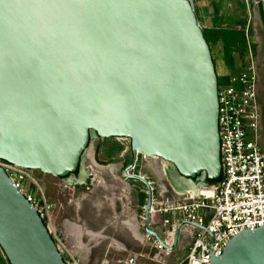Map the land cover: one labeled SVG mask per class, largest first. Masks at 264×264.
Masks as SVG:
<instances>
[{
	"label": "water",
	"instance_id": "water-1",
	"mask_svg": "<svg viewBox=\"0 0 264 264\" xmlns=\"http://www.w3.org/2000/svg\"><path fill=\"white\" fill-rule=\"evenodd\" d=\"M218 79L193 0H0V160L81 184L94 137L128 140L123 174L147 189L145 232L173 252L183 228L210 232L182 221L166 244L150 226V183L129 172L141 154L185 182L221 177ZM0 249L9 264H65L1 167ZM210 255L264 264V226Z\"/></svg>",
	"mask_w": 264,
	"mask_h": 264
},
{
	"label": "rangeland",
	"instance_id": "rangeland-1",
	"mask_svg": "<svg viewBox=\"0 0 264 264\" xmlns=\"http://www.w3.org/2000/svg\"><path fill=\"white\" fill-rule=\"evenodd\" d=\"M230 1L231 5L227 9L221 6L216 12H221L225 18L227 16V22L212 23V13L204 5H201L199 10V21L206 31L224 28L245 33V41L233 50L230 66L227 65L228 59L222 42H212L211 52L222 84H228L233 78L246 71L251 66V62L254 63L261 108V144L264 150V18L262 17L264 0ZM131 161L132 154L128 140H102L94 137L83 160V165L89 174V178L84 183H71V177L59 179L34 171V176L39 180L53 206V222L57 236L72 254L77 255V224L79 228L82 225L85 227L86 240L92 242L91 244L93 238L96 236L99 238L100 231H104L106 241L91 251L88 264H99L104 259L107 261L102 262L103 264L109 262V264H125L130 259L136 260V264H154L151 263L150 258L155 255L152 246H156V241L148 236L144 229L147 189L140 182L129 180L123 174ZM161 163L160 160L139 155L134 169L129 174L142 177L150 183L156 201L154 210L157 212L153 215L154 224L151 229L163 240L171 243L172 236H167V228L164 225L171 215L160 211L168 207L164 205L166 200L173 201L172 203L184 200L177 198L173 193ZM194 183L198 186L199 184L206 186L199 178ZM67 223L72 224L74 229L71 234L72 239L69 241L61 234L62 226ZM108 245H112V248L104 249ZM182 253L183 251L178 249L172 258L167 260L164 257L163 263L176 264V258Z\"/></svg>",
	"mask_w": 264,
	"mask_h": 264
},
{
	"label": "built area",
	"instance_id": "built-area-1",
	"mask_svg": "<svg viewBox=\"0 0 264 264\" xmlns=\"http://www.w3.org/2000/svg\"><path fill=\"white\" fill-rule=\"evenodd\" d=\"M218 129L220 139L221 181L206 185L211 194L195 196L191 192L173 190L183 202L166 200L160 212L179 216L186 221L205 226L207 231L192 228V244L185 264H210V248L220 257L233 238L245 231L264 226V150L261 145V108L257 91L254 63L228 84L218 86ZM14 187L36 209L48 233L54 240L65 264H82L57 236L54 209L34 171L0 160ZM185 198V199H184ZM156 201L153 200V207ZM153 208V215L155 214ZM170 219L164 222L172 242L176 226ZM213 235V237H212ZM213 242V243H212ZM156 248L164 249L156 242ZM130 259L125 264H136Z\"/></svg>",
	"mask_w": 264,
	"mask_h": 264
},
{
	"label": "crops",
	"instance_id": "crops-1",
	"mask_svg": "<svg viewBox=\"0 0 264 264\" xmlns=\"http://www.w3.org/2000/svg\"><path fill=\"white\" fill-rule=\"evenodd\" d=\"M193 2H194V7H195V11H196L198 20H200V15H199L200 7H201V5H204V7H208L212 13V15H211V22L212 23L218 22V24H219L222 21L227 22V20H228L227 16L225 18V16H222L221 12H219V13H216V12L218 11V8H220L221 6H223L225 9H227L231 5L230 0H193ZM223 7L221 9H223ZM221 9H219V10H221ZM199 23H200V21H199ZM154 206L156 207V204ZM155 207H153V208H155ZM178 217L179 216H176L175 218L169 217L170 221L173 220L172 222L175 226H177L180 223V221H179L180 218H178ZM152 224H154L153 214L151 216V225L150 226H152ZM71 225L72 224H68V223L64 224L62 226L63 228L61 230L62 231L61 234H62L63 238H65L68 241H69V239H72L71 234L74 230ZM193 233H194V229L188 228V227L183 228L182 234H180L181 241L178 242V246L173 252H168V251L164 252L162 250H158L155 247V245L152 246L154 251H155V253H154L155 255L152 258H150L151 263L165 264L166 262L163 263L164 257L166 259L167 258L170 259L178 251V249H180V251H183V253L181 256L177 257L175 261H176V264H183L185 259H186L187 254H188L189 248L192 244V237L191 236ZM188 237H189V240H188ZM95 239H98V240L95 241ZM104 239H106L104 236V231L101 230L99 233V238H97V236L95 238H93V244H91L92 242H87L85 227L82 225L79 228V225L77 224V230H76V248H77L76 253H77V255H76V257L81 261L82 264H88L89 263V260L91 258V251L95 250L97 247H100L102 245V243H104V241H106ZM111 248H112V245H108L104 249L109 250ZM160 256H162V257H160ZM104 261H107V260L104 259L102 262H104ZM102 262H99V264H103ZM104 263H106V262H104Z\"/></svg>",
	"mask_w": 264,
	"mask_h": 264
},
{
	"label": "trees",
	"instance_id": "trees-1",
	"mask_svg": "<svg viewBox=\"0 0 264 264\" xmlns=\"http://www.w3.org/2000/svg\"><path fill=\"white\" fill-rule=\"evenodd\" d=\"M262 17L264 18V12L262 10ZM204 37L211 49L212 42H222L225 52V56L228 59L227 65H231L233 50L241 42L245 41L246 35L242 31H237L235 29H210L203 30ZM214 60V59H213ZM215 63V61H214ZM216 67V65H215ZM219 80L218 85L221 86L222 83ZM221 181V177L217 180H207L208 185H216ZM2 253V254H1ZM0 264H9L8 260L5 258L2 250L0 249Z\"/></svg>",
	"mask_w": 264,
	"mask_h": 264
},
{
	"label": "bare ground",
	"instance_id": "bare-ground-1",
	"mask_svg": "<svg viewBox=\"0 0 264 264\" xmlns=\"http://www.w3.org/2000/svg\"><path fill=\"white\" fill-rule=\"evenodd\" d=\"M152 159L160 160L157 158H152ZM160 161L162 162L161 164H163L162 167L164 169V174L167 177V180L169 179L168 182L171 184L170 186L173 190L178 191V192H184V193L191 192L195 196L211 194V192H212L211 189H207L202 184L200 186L195 187L194 185L190 184V181L185 182L183 179H180V178L177 179V177L173 171V167L170 166L168 163L162 161V160H160ZM84 168L86 169L85 166H84ZM172 175L175 176L176 178L172 177V179H171ZM77 182H79V181H77ZM178 186H181V187H178ZM184 186H185V188L182 189V187H184Z\"/></svg>",
	"mask_w": 264,
	"mask_h": 264
},
{
	"label": "flooded vegetation",
	"instance_id": "flooded-vegetation-1",
	"mask_svg": "<svg viewBox=\"0 0 264 264\" xmlns=\"http://www.w3.org/2000/svg\"><path fill=\"white\" fill-rule=\"evenodd\" d=\"M190 184H191V185H194L195 187L198 186V185H196L194 182H190ZM199 185H201V184H199Z\"/></svg>",
	"mask_w": 264,
	"mask_h": 264
}]
</instances>
